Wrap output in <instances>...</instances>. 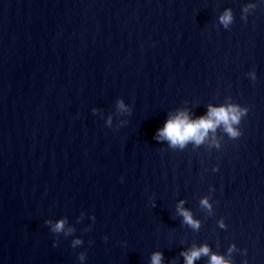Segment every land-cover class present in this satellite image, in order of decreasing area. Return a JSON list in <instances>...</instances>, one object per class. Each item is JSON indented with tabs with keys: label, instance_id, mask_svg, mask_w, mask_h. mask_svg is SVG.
I'll list each match as a JSON object with an SVG mask.
<instances>
[{
	"label": "water",
	"instance_id": "water-1",
	"mask_svg": "<svg viewBox=\"0 0 264 264\" xmlns=\"http://www.w3.org/2000/svg\"><path fill=\"white\" fill-rule=\"evenodd\" d=\"M209 105L247 109L242 135L153 139ZM201 245L264 264V0H0V264H185Z\"/></svg>",
	"mask_w": 264,
	"mask_h": 264
},
{
	"label": "clouds",
	"instance_id": "clouds-1",
	"mask_svg": "<svg viewBox=\"0 0 264 264\" xmlns=\"http://www.w3.org/2000/svg\"><path fill=\"white\" fill-rule=\"evenodd\" d=\"M221 24L225 27L231 23L232 15L230 10L219 18ZM118 107L124 111H128L127 106L123 100L118 101ZM97 109L93 108V114ZM247 114V109L240 108L237 105L227 106H211L207 108V112L193 119L187 111L179 110L175 114H170L164 121L161 127H158L154 133L153 139L157 142L165 141L171 148L183 149L189 143L199 146L207 138L210 131H215L218 127L223 126L224 131L233 139L242 135L237 127L241 118ZM110 126L111 119L106 121ZM218 170V169H215ZM122 179V178H121ZM183 201L177 206L180 215L183 217L185 223L194 229L199 228V222L194 220L190 211L182 207ZM201 204L205 207H211L207 199H202ZM154 206V205H153ZM94 219V217H92ZM65 219H58L54 225H51V231L54 233H61L64 230ZM46 224H51L46 221ZM105 239H107L105 237ZM55 246V241H53ZM80 239H75L72 246L75 247L81 244ZM181 255L184 257L185 264H194V261L200 259L201 256H208V264H230L222 255L212 253L207 245L199 247L193 246L191 249L182 251ZM79 259L84 260V256L80 255ZM151 264H163V254L155 252L151 256Z\"/></svg>",
	"mask_w": 264,
	"mask_h": 264
}]
</instances>
